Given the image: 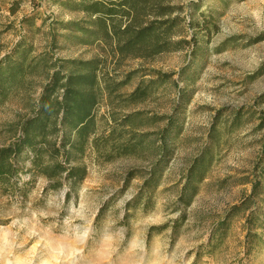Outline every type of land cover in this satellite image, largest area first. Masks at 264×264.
Instances as JSON below:
<instances>
[{
  "label": "rangeland",
  "instance_id": "1",
  "mask_svg": "<svg viewBox=\"0 0 264 264\" xmlns=\"http://www.w3.org/2000/svg\"><path fill=\"white\" fill-rule=\"evenodd\" d=\"M82 2L0 0V61L37 62L0 99V147L36 104L39 57L105 59L114 89L70 200L22 153L0 190V264H264V0H183L189 44L119 64L84 33L95 29Z\"/></svg>",
  "mask_w": 264,
  "mask_h": 264
},
{
  "label": "trees",
  "instance_id": "2",
  "mask_svg": "<svg viewBox=\"0 0 264 264\" xmlns=\"http://www.w3.org/2000/svg\"><path fill=\"white\" fill-rule=\"evenodd\" d=\"M184 9L183 0H83L80 7L95 29L84 33L108 46L107 54L116 64L152 59L189 44L184 34ZM186 27L190 28V24ZM173 37L181 40L172 42ZM190 37L192 41L193 34ZM39 59L45 64V83L29 117L10 129L12 138L0 147V190L14 188L13 180L24 168L20 157L27 152L32 172L47 182L45 190L66 187L68 201L86 176L83 161L88 149L99 151L95 139V109L102 93L111 95L114 89L109 82L110 73L105 72V59L56 61L49 65L46 59ZM36 63V58H32L23 68L17 61L8 66L0 61V99L6 98L14 85H23ZM11 74L20 75L5 82ZM144 97L145 92L140 90L131 96L139 101ZM133 141L131 137L115 148L126 154L134 148ZM256 185H252V195Z\"/></svg>",
  "mask_w": 264,
  "mask_h": 264
},
{
  "label": "bare ground",
  "instance_id": "3",
  "mask_svg": "<svg viewBox=\"0 0 264 264\" xmlns=\"http://www.w3.org/2000/svg\"><path fill=\"white\" fill-rule=\"evenodd\" d=\"M82 240H84V237H83V239H81V241H82ZM81 241H80V242H81ZM82 242H83V241H82ZM61 245H62V244H61Z\"/></svg>",
  "mask_w": 264,
  "mask_h": 264
}]
</instances>
